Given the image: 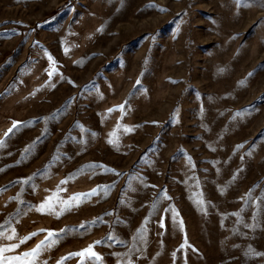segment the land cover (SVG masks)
<instances>
[{
	"label": "rangeland",
	"instance_id": "rangeland-1",
	"mask_svg": "<svg viewBox=\"0 0 264 264\" xmlns=\"http://www.w3.org/2000/svg\"><path fill=\"white\" fill-rule=\"evenodd\" d=\"M0 142L5 258L264 264V0H0Z\"/></svg>",
	"mask_w": 264,
	"mask_h": 264
},
{
	"label": "snow or ice",
	"instance_id": "snow-or-ice-1",
	"mask_svg": "<svg viewBox=\"0 0 264 264\" xmlns=\"http://www.w3.org/2000/svg\"><path fill=\"white\" fill-rule=\"evenodd\" d=\"M241 2V0H238V3ZM161 11H164V9H161ZM67 51V50H66ZM49 60L51 62L52 58L49 57ZM49 79L51 80V77L56 75V69L54 66V63L51 67V70L48 72ZM243 83V82H241ZM137 84H139V81H137ZM121 111L123 112L124 110V105H120L116 109H110L109 113L110 114L112 111ZM107 115V114H106ZM237 115H240L237 113ZM18 127L17 122H13V125L11 128L8 129V131L5 133V136L10 135L16 128ZM126 131H131L132 129H125ZM110 143H113L114 141L110 140ZM2 143V142H0ZM241 147V146H238ZM30 149H26V151H29ZM89 167L91 168H97V167H103L100 165H90ZM106 171H113L110 169H105ZM30 179V178H28ZM28 179H25L23 181H20L21 183H28ZM62 184L68 183V180L66 179L65 181L61 182ZM108 186H98L97 189H93L90 193H77L73 197H70L69 200L67 201H60L58 197V193H54L53 196L46 198V200L37 207V211H40L42 214H53L59 217L60 215H63L65 211H69L72 207H78L81 203H83L85 200L89 199L92 196H95L99 193V191H106ZM58 191H59V186H58ZM194 197L197 199L195 200L196 203L200 204L203 206L204 201L202 199V194L200 193H194ZM167 198V197H165ZM57 204L61 205L60 211L57 212L55 211ZM178 215V213H176ZM182 226V221L180 222ZM83 226V225H82ZM65 231V230H61ZM38 233H32L30 234L29 237H25L21 240V243L26 242V240L30 239L31 236L37 235ZM2 235V234H0ZM59 236L60 233L52 232L49 231L47 236L45 237V240L41 241L39 245L36 246V248L32 249L31 252L29 253H23L21 256H15L11 258H5L4 253L8 251H13L16 247L19 245H12L11 247H4L0 248V264H12V261H20L21 264H35L36 258L39 256L40 252L45 250L46 248L53 247L56 243L59 242ZM7 239L11 240L14 237L13 236H7ZM99 243V242H97ZM92 245H89L87 249H84L83 251L79 253H72L69 254L67 257H62L60 261H58V264H64V261L70 259L72 256H84L85 254H88L89 256L95 257L97 261H99L101 258L92 251ZM25 257H32L31 260L25 261Z\"/></svg>",
	"mask_w": 264,
	"mask_h": 264
}]
</instances>
